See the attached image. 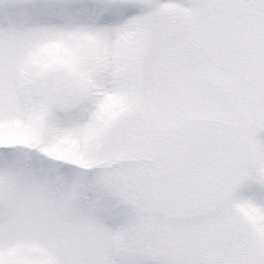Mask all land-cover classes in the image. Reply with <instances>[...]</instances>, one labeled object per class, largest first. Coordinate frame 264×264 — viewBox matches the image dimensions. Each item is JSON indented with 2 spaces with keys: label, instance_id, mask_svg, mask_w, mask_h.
<instances>
[{
  "label": "snow or ice",
  "instance_id": "6c2138e0",
  "mask_svg": "<svg viewBox=\"0 0 264 264\" xmlns=\"http://www.w3.org/2000/svg\"><path fill=\"white\" fill-rule=\"evenodd\" d=\"M0 264H264V0H0Z\"/></svg>",
  "mask_w": 264,
  "mask_h": 264
}]
</instances>
